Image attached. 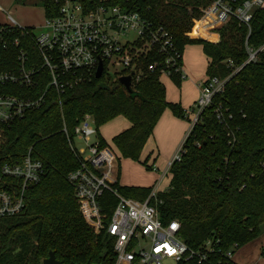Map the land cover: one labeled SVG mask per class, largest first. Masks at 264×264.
I'll return each instance as SVG.
<instances>
[{"label":"trees","instance_id":"1","mask_svg":"<svg viewBox=\"0 0 264 264\" xmlns=\"http://www.w3.org/2000/svg\"><path fill=\"white\" fill-rule=\"evenodd\" d=\"M213 1L110 0V4L137 9L152 23L166 27L182 56L187 46H202L209 60L207 77L227 79L223 92L215 96L213 105L204 110L186 138L183 146L187 152L171 167L170 186L159 193L161 203L157 206L164 224L179 221L180 236L191 249L198 251L207 241L217 242L205 264H226L224 255L228 251L264 235V53L258 63L247 65L231 77L233 69L225 63L232 61L238 67L247 60V29L233 21L210 34L198 32L193 20ZM14 2L39 6L46 18L56 16L59 10V0ZM251 27L249 44L259 48L264 45V11L255 13ZM15 39L20 40V47L13 45ZM7 41L6 49L0 46V73L17 68L20 49L39 64L30 37L16 31ZM155 60L160 57L153 55L144 62ZM172 80L180 86L179 76ZM45 86V80L39 77L34 89L7 86L3 91L36 99ZM132 90L129 94L119 81L103 76L61 96L50 90L39 109L11 124H0V191L19 193L21 180L2 177L1 169L21 163L30 150L32 158L45 167L42 180L25 192L23 212L0 218V264H43L51 253L63 264H114L111 241L88 227L68 181L79 161L63 129L72 138L86 115L93 117L98 129L123 116L131 127L117 135L113 145L122 158L152 169L141 161V155L158 121L167 109L181 119H187L186 111L167 101L166 88L158 75H145ZM117 188L122 196L140 201H145L152 190ZM100 202L109 215L118 200L105 193Z\"/></svg>","mask_w":264,"mask_h":264},{"label":"built area","instance_id":"2","mask_svg":"<svg viewBox=\"0 0 264 264\" xmlns=\"http://www.w3.org/2000/svg\"><path fill=\"white\" fill-rule=\"evenodd\" d=\"M0 11H4L1 6ZM257 11H264V0H214L200 9L195 20V27L204 34L220 30L233 21L247 29L244 42L247 60L238 67L232 61L225 63L233 69L231 77L247 65L258 63L264 53V45L254 48L249 44ZM8 22L0 27V46L6 49L9 46L7 38L18 31L20 36L30 37L33 41L39 64L26 50L20 49L17 68L0 73V124H11L27 112L39 109L50 90L61 96L68 90L99 80L96 75L100 66L101 78L119 81L130 77L131 88L147 74L185 79L183 56L172 33L163 25L149 21L139 10L111 5L110 0H59L57 15L45 19L39 35L20 26L10 15ZM13 45L20 47V40L15 39ZM153 55L159 56L160 60L145 64L144 60ZM39 77L45 80L46 86L36 99L3 91L7 86L34 89ZM226 82L227 79L216 77H207L202 82L195 106L186 113L192 118L184 142L200 122L204 110L223 92ZM216 113L220 119L219 108ZM63 131L79 161V167L68 175V181L88 227L95 235L106 236L111 241L114 264L209 263L217 242L207 241L202 249L193 250L181 238L178 220L164 224L157 209L161 203L159 185L152 188L145 201L126 198L119 193V155L114 148L102 145L92 116H84L72 138L65 127ZM75 141L83 147L77 148ZM184 142L167 163L165 177L187 152ZM44 174V164L32 158L31 150L21 163L2 167V177L19 179L22 183L19 193L0 191V218L20 215L25 209L27 188L38 184ZM105 193L118 200L109 215L103 212L100 202ZM235 250L236 246L224 255L226 264H237Z\"/></svg>","mask_w":264,"mask_h":264},{"label":"crops","instance_id":"3","mask_svg":"<svg viewBox=\"0 0 264 264\" xmlns=\"http://www.w3.org/2000/svg\"><path fill=\"white\" fill-rule=\"evenodd\" d=\"M13 6H26V5H17L13 0ZM9 15L12 17L10 13L8 14V16ZM8 23L9 22L7 21V23L4 25H7ZM190 46H192V49H189L188 51H186V53L184 52V57L182 61L183 73L185 75L184 82L182 81L180 86L177 87L176 93L174 92L171 98L168 96L166 89L167 101L170 103L179 104L186 111V113L187 110L193 109L199 98L200 86L204 81V78L207 77V69L209 66V60L204 54L202 46L189 45L188 47ZM190 89H192V94L189 93ZM186 117L188 120L178 118L169 109H167L163 113V115L161 116L160 120L158 121L154 129L152 136L149 138L148 142L146 143L141 155V161L144 160L148 164L151 162L150 163L151 165L149 166L154 169V172H156L155 173L156 176L153 175L149 179H140V177L137 178L124 177L121 181L122 174L120 173V178H119L120 186L153 188L159 185L158 190L160 192H165L168 190L170 186L171 176L168 178L167 182H164V178H165L164 173L166 171L167 165L165 166L164 163V169L162 170L158 168L155 163H158L157 157L164 158L169 162L172 159V157L175 155L180 145H182L188 133L187 131H189L187 122L191 121L192 118L191 115H187ZM130 127H131L130 122L125 117L120 116L115 118L114 121L112 120L107 124L103 125L102 127H100L98 129V137L101 140H103V142H105L106 146L116 149L112 143L113 139L120 133L129 129ZM160 138L163 140V143L160 142L159 144ZM147 146L149 151L146 150ZM152 156H154L153 161H151ZM135 164H137V162L136 163L130 162L127 163V166L129 167L131 172L138 174L141 172V170L139 169L138 165Z\"/></svg>","mask_w":264,"mask_h":264},{"label":"rangeland","instance_id":"4","mask_svg":"<svg viewBox=\"0 0 264 264\" xmlns=\"http://www.w3.org/2000/svg\"><path fill=\"white\" fill-rule=\"evenodd\" d=\"M30 1L37 2V0H30ZM0 5L5 9L4 11H0V25H4L7 23L8 14L10 13L20 26L26 27V28L30 27L29 29H31L34 35H39L43 31L42 27L44 25L46 17L41 7L32 5L31 3L30 4L26 3V6H13V0H0ZM32 6H35V7H32ZM196 18L193 20L194 25H195ZM189 49H192V46L190 47L187 46L184 52L186 53V51H188ZM183 57H184V53H183ZM206 78L207 77L204 78V81L206 80ZM160 80L166 86L168 96L171 98L173 96V93L174 92L176 93L177 91L176 89L178 86L174 83L172 78L167 75H162L160 77ZM182 81L184 82V80H181V83ZM189 93L192 94V89L189 90ZM187 112H189V110H187ZM187 123H188V130H190L189 127H191V122L189 121ZM160 142L163 143V140L161 138L159 139V144ZM74 143L77 148L83 147V144L78 141H75ZM146 150L149 151L148 146ZM156 155H157V152H156ZM153 158L154 156H152L151 161H153ZM157 161L158 163H155L156 166L162 170L164 169V163H165V166L168 163V160L164 158L157 157ZM130 162L134 163V161L125 160L124 158H122V156L119 155V166H121L120 173L122 174L121 181L124 177H128V178L140 177V179H149L153 175L156 176L155 174L156 172H154V170L147 169L143 164L139 162L135 164V165H138L139 169L141 170V172L138 173L139 175L137 173L131 172L129 167L127 166V163H130ZM142 162H144V160ZM150 163L149 164L147 163V165L148 166L151 165ZM169 177L170 175L165 177L164 182H167ZM234 261L238 264H264V235L251 241L247 245L237 249L234 254Z\"/></svg>","mask_w":264,"mask_h":264},{"label":"water","instance_id":"5","mask_svg":"<svg viewBox=\"0 0 264 264\" xmlns=\"http://www.w3.org/2000/svg\"><path fill=\"white\" fill-rule=\"evenodd\" d=\"M102 75V66L99 67L98 72H97V79H100ZM120 84L124 86V88L126 89V91L129 94L133 93V90L131 88V78L130 77H123L119 80ZM43 264H63L62 262H59L56 260V257L54 255V253L50 254V257L48 259H45L43 261ZM90 264V263H87Z\"/></svg>","mask_w":264,"mask_h":264}]
</instances>
